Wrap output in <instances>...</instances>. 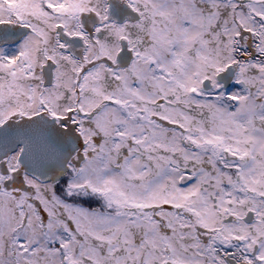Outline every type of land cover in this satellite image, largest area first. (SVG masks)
Masks as SVG:
<instances>
[{"label": "snow or ice", "instance_id": "1", "mask_svg": "<svg viewBox=\"0 0 264 264\" xmlns=\"http://www.w3.org/2000/svg\"><path fill=\"white\" fill-rule=\"evenodd\" d=\"M0 264H264V0H0Z\"/></svg>", "mask_w": 264, "mask_h": 264}]
</instances>
